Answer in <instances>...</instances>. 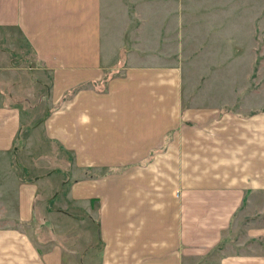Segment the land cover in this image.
I'll return each instance as SVG.
<instances>
[{
	"label": "crops",
	"instance_id": "1",
	"mask_svg": "<svg viewBox=\"0 0 264 264\" xmlns=\"http://www.w3.org/2000/svg\"><path fill=\"white\" fill-rule=\"evenodd\" d=\"M163 3L0 0V42L12 46L0 59L14 89L0 104V264H201L233 225L244 239L207 263L264 264V113L184 103L181 27ZM21 60L46 92L32 113L15 99ZM32 135L33 151L40 143L72 159L63 181L11 164ZM55 186L70 211L40 197ZM54 219L74 225L75 250L56 239Z\"/></svg>",
	"mask_w": 264,
	"mask_h": 264
},
{
	"label": "rangeland",
	"instance_id": "2",
	"mask_svg": "<svg viewBox=\"0 0 264 264\" xmlns=\"http://www.w3.org/2000/svg\"><path fill=\"white\" fill-rule=\"evenodd\" d=\"M167 5L175 7L174 17L179 20L181 27L178 30V41L184 103L188 107L192 106L203 111L210 110L219 115H237L246 118L252 114H263L264 0H164L163 6ZM11 47L9 42L1 41L0 53L6 54ZM3 58L0 59V104L9 105L12 102L9 95L14 90L10 88L12 73L7 67L9 59L6 55ZM17 67L18 72L14 71L17 77H14L18 79L19 85L15 99L21 100V105L19 104L21 111L32 113V106L46 92L45 89L41 90L35 86V75L29 72V62L21 60ZM21 116L26 114L21 112ZM39 119L35 117L34 121ZM28 127L31 126H23L24 135L28 133ZM34 136L37 137L36 132ZM27 141L28 144L23 145L22 152V146L19 147L18 144L16 145L18 151L14 155L10 153L8 157L11 164L18 165L16 167L21 169L25 176L34 178L52 169L57 170L55 177H60L61 181L65 175L63 173L70 175L66 167L72 159L67 156L64 158L61 150H56L57 155H54L50 149L42 148L39 143V149L33 151V135ZM28 153L31 156H27ZM43 155L45 159H42ZM6 163V158L0 159V167ZM25 165L30 169H26ZM57 190L55 186L52 190L40 193V197L47 199L51 209L61 208L63 204H58L61 198L56 197ZM13 207L14 205H9L11 214ZM63 208L71 210L67 209L69 207L66 204ZM5 209L3 208L0 215ZM58 224V220L54 219L52 228L55 230L56 239L68 250H75L74 225L68 224L65 229L61 228L62 226L57 227ZM87 225L88 222H84L79 231L81 242L77 244L83 249L92 244L90 241L92 232L87 230ZM65 234L67 236L64 240L62 237ZM243 239L236 238L233 225L230 235L221 242L225 248L206 258L204 262L201 260V264H208L210 259L215 261L224 254H233L236 244Z\"/></svg>",
	"mask_w": 264,
	"mask_h": 264
},
{
	"label": "trees",
	"instance_id": "3",
	"mask_svg": "<svg viewBox=\"0 0 264 264\" xmlns=\"http://www.w3.org/2000/svg\"><path fill=\"white\" fill-rule=\"evenodd\" d=\"M25 136V135H24Z\"/></svg>",
	"mask_w": 264,
	"mask_h": 264
}]
</instances>
